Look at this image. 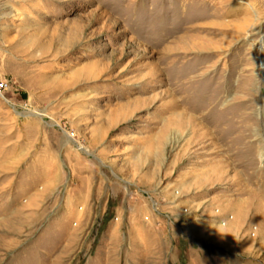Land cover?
I'll use <instances>...</instances> for the list:
<instances>
[{
    "label": "rangeland",
    "instance_id": "1",
    "mask_svg": "<svg viewBox=\"0 0 264 264\" xmlns=\"http://www.w3.org/2000/svg\"><path fill=\"white\" fill-rule=\"evenodd\" d=\"M0 264H264V0H0Z\"/></svg>",
    "mask_w": 264,
    "mask_h": 264
},
{
    "label": "built area",
    "instance_id": "2",
    "mask_svg": "<svg viewBox=\"0 0 264 264\" xmlns=\"http://www.w3.org/2000/svg\"><path fill=\"white\" fill-rule=\"evenodd\" d=\"M6 88H7V82L0 79V95L2 94L4 90H6Z\"/></svg>",
    "mask_w": 264,
    "mask_h": 264
}]
</instances>
